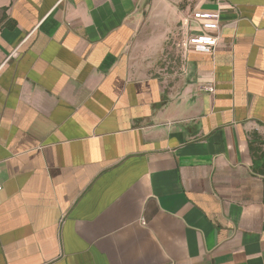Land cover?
Instances as JSON below:
<instances>
[{
	"label": "crops",
	"instance_id": "obj_1",
	"mask_svg": "<svg viewBox=\"0 0 264 264\" xmlns=\"http://www.w3.org/2000/svg\"><path fill=\"white\" fill-rule=\"evenodd\" d=\"M0 65V264H264V0H0Z\"/></svg>",
	"mask_w": 264,
	"mask_h": 264
},
{
	"label": "built area",
	"instance_id": "obj_2",
	"mask_svg": "<svg viewBox=\"0 0 264 264\" xmlns=\"http://www.w3.org/2000/svg\"><path fill=\"white\" fill-rule=\"evenodd\" d=\"M217 20V16L201 12L185 16L182 19L183 24L186 26L196 24L200 29V34L185 39L182 42V48L188 52L196 51L199 53L213 54L217 47V33L220 29ZM3 67L4 65H0V73L3 70ZM203 91L206 93H214L215 87L212 85H206L203 87ZM1 191L2 187H0V192Z\"/></svg>",
	"mask_w": 264,
	"mask_h": 264
},
{
	"label": "trees",
	"instance_id": "obj_3",
	"mask_svg": "<svg viewBox=\"0 0 264 264\" xmlns=\"http://www.w3.org/2000/svg\"><path fill=\"white\" fill-rule=\"evenodd\" d=\"M261 158H263V155L261 156ZM254 167L257 173L264 175V162L260 166H254Z\"/></svg>",
	"mask_w": 264,
	"mask_h": 264
}]
</instances>
